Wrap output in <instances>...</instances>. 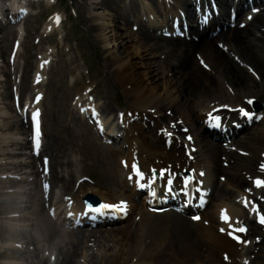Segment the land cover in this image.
Listing matches in <instances>:
<instances>
[{"label": "bare ground", "instance_id": "6f19581e", "mask_svg": "<svg viewBox=\"0 0 264 264\" xmlns=\"http://www.w3.org/2000/svg\"><path fill=\"white\" fill-rule=\"evenodd\" d=\"M5 1L7 0H2V2L0 0L1 26L6 27L5 20L10 22V20L16 19V24H19V21L22 20L21 15L18 14L20 7L14 6L12 13L8 14L9 9ZM46 1L50 2L51 0ZM147 1L154 3L157 0ZM135 2V0H129L124 7L117 4L116 12L110 15L107 24L97 22L102 20L101 17L89 16L91 25L100 30L99 37L105 43L106 49H110L107 34L113 32L111 48L115 49L117 59L114 60L115 70L111 74L115 77L116 82L121 85V88H125L121 91L128 99L127 107L130 109L122 108L116 115V118L119 116V121L116 123L112 120L109 123L105 119L106 114L103 113L102 107H100L101 111H98L99 106L97 107L93 102L85 100L83 93L87 90V84L82 75L78 79V105L82 106L83 104L85 106L84 110L81 111L83 114L91 118H101L105 122V125L99 122V126L104 125L105 133L109 136L107 137L101 130L100 133L108 139L111 137V142H116L115 136L117 135H111L115 132L113 124L122 123L120 132L123 131V133L122 137H119L125 145V150H123L124 157L117 169V172L120 173L117 177V185L114 186V189L119 191L117 198L112 196L116 193H104L99 188L88 186L79 180L80 177L77 176L78 173L75 169L66 167L70 165V161L67 160V163L64 164L63 157L54 153V145L42 141L41 128H39V150L37 152L32 151L31 141L28 138L12 137L10 145H6L7 147L16 145L20 147L18 150L7 152L9 156L0 161L1 170H5L7 165H12L14 171H7L9 169H6L4 172H11L16 175L13 180L8 178L0 180V183L4 184L0 188V197H18V195L24 194V200L27 201L28 189L21 187L22 184L16 179L23 180L18 176L21 172L20 166L28 164L19 163L17 161L19 157L16 154H23L27 161L39 158L42 160L44 155L46 161H49L47 173L40 180L44 186V193L51 195L57 189L56 204L58 206L56 204L54 206H57L58 216L63 212L64 200L71 195L69 200L74 205L69 211H74L73 214L79 216L70 219L64 214L60 225L62 223L69 225L67 228H61L55 220L52 222L53 219L47 220L40 238L44 237L46 241L51 243L49 257L53 259L52 264H80L79 259L83 255L81 252L86 253V259L94 263L93 259L98 254L94 252V248L100 250L99 252L103 249L106 254L109 242L107 239L112 235L122 236L121 240H118V245L124 246V251L121 254L115 253V261H131V256H135L138 243L141 241L139 239L142 226H148L149 229L145 233L146 239H150L151 246L157 248L160 258L178 254L179 259L177 261H211L217 263L224 261L232 263L240 250H244V255L250 259L246 261H250V264H264V223L260 222L261 218H264V187L255 185V180H264V172L259 169V166L264 165L262 156L264 150L261 153L250 154L252 163L242 169L246 178H241L238 173L231 172L234 169V161L231 166L228 163L229 157L235 158L230 150H235L232 146L238 142H234L237 133L247 132L250 125L243 117H240V109L249 110L251 104L248 101L253 100L258 92L254 83L247 79L250 77L249 74L254 72L259 76V83L264 87V71L263 73L259 72V69H262L261 63L253 54V52L258 54L260 51L264 53V0H182L180 8L183 9L180 10V15L175 20H172L174 16L177 18L175 6L167 3L168 5L163 11L158 7L155 9V13L162 16L161 24L167 16H172V26H167V30L162 29L164 34L169 35H161V31L158 33L155 26H150L148 29L151 31H149L146 29L147 27L141 24L138 17L134 18L138 20H131V22L133 21L131 27L136 25L135 34L132 35L128 31L119 33L117 24L121 23L122 26L126 27L130 23L128 19L126 22L128 17L126 13L134 12L137 3ZM77 4L80 5L78 6L80 10L85 9L80 1ZM145 14L151 16L148 10L145 11ZM8 15L11 17L9 18ZM230 19H232L231 23L229 22ZM57 22L58 16L54 15L45 26L46 30H51ZM154 23L151 22L150 24L154 25ZM110 27L112 31L106 32ZM131 35L136 38L139 50H142L140 53L141 57L145 59L144 64H142V67L146 68L145 74L139 72L141 66L137 64L134 55L119 50L125 46L126 38ZM220 37H223L224 40ZM197 46L206 50L207 57L206 55L198 56L195 53L196 62V59L193 60L190 56V49ZM216 46L224 50L222 54L226 57L227 54H232L245 64L248 69V72H243L245 76L237 70L232 62L220 54L221 52ZM156 55L161 57V60H154ZM215 63L220 65L218 70L215 68ZM5 66L8 67L7 64ZM222 68L226 70L230 79L226 73H223ZM160 69L164 70L166 74L169 71L175 74V77L168 79V84L170 87L174 85L175 93H178L177 98H171L169 95L173 88L168 94L165 91L166 96H160L161 93L158 90L164 84H156L153 79V73ZM38 70L39 73L37 77L35 76V85L32 86L34 89L41 86L39 77L43 72L41 69ZM203 70H213V79L206 80L207 75L203 74ZM126 85H131L133 90H126ZM196 88L204 90V95L195 101L197 110L194 114L189 110V93L194 94ZM26 103L25 107L27 106ZM32 108H35L32 110L33 113L39 112L36 106ZM109 109L110 106L105 105L104 112H108ZM141 109H145L144 115L149 122L148 125L144 123ZM23 110L24 108L21 111ZM251 115L250 120L259 118L255 112H251ZM17 117L20 118L21 130H27L28 126L23 121V117L18 113ZM163 117H167V119ZM38 121L41 122L40 112ZM106 124L108 125L106 126ZM209 125L217 126V131H209L207 128ZM203 133L208 134L212 140L205 138ZM19 134L23 135V133ZM208 146H211V149H208ZM208 150H211L210 154L206 153ZM217 153L219 156L216 159ZM0 156L6 155L2 153ZM13 158L17 160L12 162L11 159ZM53 161H55V166L52 167ZM133 165L138 167L144 179L137 178L133 171ZM63 167L68 170L65 168L63 170ZM31 170L35 174L34 180H36L38 172L33 168ZM153 170L157 173L161 170H169L172 173V184L169 185L167 179H160L159 177L153 181L150 176ZM63 171L66 174L69 171V184L72 185L73 178H76L75 182L78 184L79 191L75 194L73 192L64 193V190H68L69 187ZM122 173H125L124 179L121 178ZM200 173L203 175L201 176ZM60 174L61 176H59ZM186 175H190V178L188 179ZM26 179L29 180L28 186L32 187L34 183L31 182V178L26 177ZM185 181L188 183L186 184ZM30 187L29 191H31ZM168 187L170 188L169 193H167ZM143 188L147 190V197L151 199L140 204L135 197L138 196L137 192ZM126 192L129 195L126 196ZM86 193H91L102 204L108 206L119 208L123 205L124 211L117 210L118 215L122 214L119 216L121 219L131 216L137 211V221L131 219L128 225L125 224L116 229L81 228L80 225L82 224L93 225L111 220L97 217L107 213L105 210H100L99 207L91 208L89 214L85 213L86 206L82 198L87 195ZM79 194L81 195L79 196ZM165 199L169 200L168 204H165ZM54 200H56L54 197L49 196L47 203L49 204ZM198 201L204 204L206 202L205 209L207 212H203L198 207L193 208V202L198 203ZM167 205L171 206L172 209H168ZM140 209L146 211L147 215L149 214V216L145 215V218L146 216L152 218L150 222L143 219L144 215L139 212ZM149 209L152 210L149 211ZM24 211L23 208L16 207L12 213L8 212L3 219L12 221L25 218ZM222 212H226L229 218L228 222L221 219ZM193 217H199V219H193ZM242 224L247 228L246 234L234 232V235L240 239H233L229 233L233 232L234 229H239ZM120 231L124 235H120ZM133 231L134 234H131L130 232ZM56 237L59 239L56 244H53L52 242ZM14 238L21 241V244H15L12 248L16 254L15 259L24 261L26 264L47 263L48 259L41 255L42 251L38 246L39 238L34 236L31 231L17 230ZM52 250H55V253ZM252 255L254 257L251 259ZM151 256V247L144 246V251L139 257L140 260ZM99 257L102 260L106 259L102 254ZM112 257L114 256L112 255ZM143 260L141 261L143 262Z\"/></svg>", "mask_w": 264, "mask_h": 264}, {"label": "rangeland", "instance_id": "374dc122", "mask_svg": "<svg viewBox=\"0 0 264 264\" xmlns=\"http://www.w3.org/2000/svg\"><path fill=\"white\" fill-rule=\"evenodd\" d=\"M22 1L24 2L23 4L29 8L28 10L30 14L23 16L21 21L18 20L20 22L19 24H16V19L10 20V22L5 20L6 27H3L1 26L2 24L0 21V154L5 153L6 155L4 157L0 156V161L9 156L7 155V152H12L15 149L18 150L20 147L19 145L14 147L6 146L8 144L10 145L12 137H22L23 139L29 138L28 118L29 111L31 110L29 106H36L41 115L42 141L54 145V153L63 157L64 164L67 163V160L70 161V165L66 167H71L73 170L75 169L78 173L77 176L80 177L79 180L84 184L99 188V190H102L104 193H116L112 196L117 198V192L119 191L114 189V186L117 185V177L120 174L117 172V169L124 157L123 150H125V145L119 136H115V139H117L116 142H110L107 137L98 131V128L101 130L105 127V124L97 128L94 120L95 122H101V118H98V120L93 118L92 120L91 117H88L81 112L84 110L85 106H83V104L82 106H79L77 102L79 89L78 79L82 75L84 82L87 84V90L83 93L85 100L93 102L97 107L99 106V108H97L98 111H101L100 107H102L103 113L109 118L105 117V119L109 123L112 120L116 123L119 121V116L116 118V115L122 108L130 109L127 107L128 99L125 98L121 91L125 88H121V85L116 82L115 77L111 74L112 71L114 72L115 70V66L113 65L117 59V57H115V49L111 48L113 45L111 38L113 32H110L112 31V28L110 27L106 31L110 32L107 34L110 41V49H106L105 43L99 37L100 30L91 25L92 23H90L89 17H101L102 20H98L97 22L107 24L109 23V20L107 19L110 18V15H113L116 12V5L119 4L124 7L129 0H51L45 5L38 2L35 3L32 0H7L5 1V4L10 9L9 6L12 3H21ZM79 1L83 3L85 9H79L78 6L80 5L77 4ZM135 1L137 3L135 2L136 7L134 12H129V14L126 13L128 16L126 22L128 19L130 23L126 27L122 26L121 23L117 24L119 27L117 31L119 33L128 31L131 32L132 35L135 34L136 25L131 27V23H133L131 20H138L134 19L136 17L139 18L143 26L147 27L146 29L150 26H155L159 33V28L161 26L164 27L166 24H168V26L170 25L172 16H167L163 25L161 24V21H163L162 16L156 14L155 9L159 7L163 11V9L166 8L167 3L175 6L176 13L183 9L180 8L182 0H157L156 2L153 1L155 4L147 0ZM146 10L151 13L150 17L145 14ZM7 13L9 14L10 12ZM54 15H58L59 22L54 26L51 25L53 26L51 30H46L45 26L50 22L51 17ZM24 20L25 22H23ZM151 22H155L154 25L150 24ZM148 30L151 31L150 29ZM117 31L115 30V32ZM132 35L126 38L125 46L119 48V50L134 55L137 64L141 66L139 67V72L145 74L146 68L142 67L145 59L141 57L140 52L142 50H139L136 38H134V36L132 37ZM220 38L224 40L223 37ZM216 48L221 52L220 54L224 53L222 48H219L218 46H216ZM260 52L258 54L253 52V54L255 57L257 56V59L261 63L262 69H259V72L261 71L260 73H263L264 53ZM195 53H197L198 56L206 55L207 57L206 50H203L200 46L190 49V56L193 60L196 59ZM222 56L224 58L226 57L224 54H222ZM157 57L158 56L156 55L154 60H161V57ZM226 58L234 64L239 72L241 71L240 73L243 76H245L243 72H248L245 64L240 62V60L235 58L232 54H227ZM6 64L8 66L7 68L5 66ZM215 68L218 70L220 65L215 63ZM38 69H41L43 72L39 77L41 86L34 89L32 86L35 85V76L37 77L39 73ZM221 70L223 73H226L224 68ZM215 72L217 73V71ZM203 74L207 75L206 80L210 81L209 78L211 80L213 79V70H203ZM249 75L250 77L247 79L254 83L257 87L256 90L258 91L253 98V103L260 104L262 108L258 112L259 118L251 123L248 131L237 133L234 142H238L232 146L235 150H230L235 157L234 159L231 157L228 158L230 166L233 165V161L235 162L234 169H232L231 172L234 174L238 173L241 178H246L244 170L242 169H245L250 163H252L250 154L261 153L264 150V87L259 83V76L254 72ZM173 76L175 77V74L172 71H169L168 74H166V72L161 69L159 71L156 70L153 73V79L156 81V84H164L158 90V92L161 93V97L165 95V91H167L168 94L172 88L173 89L169 95L171 98L178 97V93H175L174 85L173 87H170V84H168V79L173 78ZM227 77L229 78L228 75ZM131 89V85H126V90L132 91L133 89ZM189 95V110L196 114L195 112L197 109L195 107V101L204 95V90L196 88L195 93L192 95L189 93ZM37 96L39 97V100H37ZM25 103L27 105L25 108L27 109L24 115H22L21 107L24 106ZM107 104L110 106V109L108 112H104V107ZM252 104L250 110L255 112ZM140 112L141 116L144 117V123L148 125L149 122L144 115L145 109H141ZM17 113L23 117V121L28 126L27 130H21L22 126L20 125L21 122L20 118L17 117ZM163 118L167 119V117ZM177 120L178 119L176 118V121ZM260 120L262 121L260 122ZM119 125H121L118 129L120 131L122 129V123H119ZM19 133H23V135ZM203 134L205 138L212 140L208 134ZM24 143H26L25 140ZM208 149H211V146H208ZM21 150H23V148H21ZM206 153L210 154L211 150H208ZM16 155L19 157L18 160L13 158L11 159L12 162L17 160L19 163L28 164L20 166L21 172L18 176L23 180H16L22 184L21 187L28 189L29 197L27 201L24 200V194L18 195L20 198L16 196L0 197V264H26L24 261L15 259L14 256H16V254L12 250L15 244H21L19 239L14 238L16 231L21 229L31 231L34 236L39 238L38 246L42 251L41 255L48 259L46 264H52V259L49 257V247H51V243L46 241L44 237L40 238V236H42L41 234L43 229H45L47 220L49 219L51 221V218H53L52 222L55 220L61 228L69 227V225H63V223L60 225V223L62 222L63 215H66V207L71 200L66 201L62 206V214H59L58 216L56 211V215L52 217V211H55L58 206L56 204V194H58V191L55 189L54 193H51V195L44 193V186L40 180L44 177L47 171L46 173L43 171L42 160L39 158L27 161L26 156L23 154L17 153ZM215 156L217 159L219 153ZM42 159H45L44 155ZM46 162L48 164L49 161ZM53 165L55 166V161L52 162V167ZM12 167V165H7L6 169H9L7 171H14L12 170ZM66 167H63V170L64 168L67 169ZM32 168L38 172L36 180H34L35 174L32 173ZM6 169H0V180L2 181L5 178L13 180L16 175L11 172H4ZM62 173H65V178L68 180L69 187L68 190H64V193L68 194L73 192V194H75V192H78L79 188L78 184L75 182L76 178H73L74 185H71L69 184V171L67 174L64 171ZM121 175V178L124 179L125 173H122ZM59 176H61V174ZM26 177L31 178V182L34 183L32 186L33 188L28 186L29 180L26 179ZM1 186H4V184L0 183V188ZM29 187L31 191H29ZM16 189L18 190V188ZM80 195L81 194H79V196ZM125 195H129V193L126 192ZM49 196L54 197L56 200L48 204L47 201ZM70 196L66 197V199H69ZM143 197L144 194L142 192L140 195L136 196L135 199L141 204L145 201V198L143 199ZM20 199H22L21 202ZM10 200L12 201L10 202ZM54 204L57 206H54ZM16 207H21L25 210V218L12 221L10 219H3L8 212L12 213ZM139 212L144 215L143 219L147 222L151 221L152 218L150 219L147 217L149 214L147 215L146 211L140 209ZM203 212H207V210L204 209ZM136 213L137 211L131 216L124 217L120 222L113 225H103L92 229H116L125 224L128 225V222H130L131 219L137 221ZM145 215H147L146 218ZM148 229V226H142V230L140 231L141 237L139 239L141 241H139L137 248L138 251L136 250L135 256H131V261H115V255L118 253L121 254V252L124 251V246L118 245L122 236L112 235V237L107 239V241H109L107 248L110 250L106 248V251L109 253L107 252L105 254L103 249L99 252L100 250H96L95 247L94 252L98 254L96 255V258L93 259L94 263L88 261L85 256L86 253L84 254L82 252L81 254L83 255L79 259V262L80 264H124L125 262V264H142L143 262L145 264L146 262H148L147 264H250V261H246L249 258L244 255V250H240V253L235 256V261L232 263H226L224 261H218V263L211 261H177L179 259L178 254L172 255L171 257L166 255L165 257L160 258L158 256L157 248L151 246L150 239H146L145 233ZM134 231L130 233L134 234ZM119 233L120 235H124L122 231ZM58 239L59 238L57 237L54 238L52 243L56 244ZM148 245L151 247L152 256L144 260L141 259L143 260L142 262L139 257L144 251V246L149 247ZM54 251L53 253H55ZM101 254L106 258L105 260H102V258L99 257ZM112 255L114 257H112ZM253 257L254 255L251 256V259Z\"/></svg>", "mask_w": 264, "mask_h": 264}, {"label": "snow or ice", "instance_id": "6c2138e0", "mask_svg": "<svg viewBox=\"0 0 264 264\" xmlns=\"http://www.w3.org/2000/svg\"><path fill=\"white\" fill-rule=\"evenodd\" d=\"M37 100H39V97H37ZM248 103H249V104H252L253 101H252V100H249ZM240 112H241V114L244 115L245 117H248L249 119L252 118V116H251L247 111H245L244 109H240ZM38 116H39V112H38V111L35 112V113H33V120H34V122H35L36 136H39V134H40V133H39V122H38V120H37V117H38ZM132 167H133V171H134V173L136 174L137 178L140 179V180L144 179L143 175L139 172L138 167H137L136 165H133ZM261 169L264 170V165H261ZM157 175L159 176L160 179H167V183H168L169 185L172 184V173H171L169 170H161L158 174L156 173L155 170H153V181L155 180V178L157 177ZM200 175L202 176L203 173H200ZM185 183L187 184L188 181H185ZM255 185H256L257 187H264V180H259V179H257V180L255 181ZM246 206H247V205H246ZM105 207H108V208H115V209L118 210V211H124V210H125V207H124L123 205L120 206L119 208H117L116 206H105ZM193 219H197V220H198L199 217H193ZM221 219H222L223 221H225V222H228L229 218H228L226 212H222V214H221ZM260 222H261V223H264V218H261ZM221 231H224V230L221 229ZM245 231H246V229H245L244 227H241V228H239V229H234L233 232H230V233H229V235H232L233 239H237V240H239L240 238H239L238 236L234 235V232H241V233H243V232H245ZM225 259L227 260V257H225Z\"/></svg>", "mask_w": 264, "mask_h": 264}, {"label": "water", "instance_id": "95a60500", "mask_svg": "<svg viewBox=\"0 0 264 264\" xmlns=\"http://www.w3.org/2000/svg\"><path fill=\"white\" fill-rule=\"evenodd\" d=\"M256 108L259 110L261 108V106L260 105H256ZM84 202L87 205H99V200L95 196H92V195H87L84 198Z\"/></svg>", "mask_w": 264, "mask_h": 264}]
</instances>
